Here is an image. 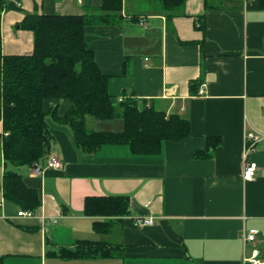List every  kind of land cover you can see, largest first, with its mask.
<instances>
[{
  "label": "crops",
  "instance_id": "crops-1",
  "mask_svg": "<svg viewBox=\"0 0 264 264\" xmlns=\"http://www.w3.org/2000/svg\"><path fill=\"white\" fill-rule=\"evenodd\" d=\"M7 2L23 10L2 14L3 53L27 54L34 49V33L19 27L26 12L83 14L95 12L102 0ZM247 3L223 0L206 9L205 0H187L183 13L169 16L158 0H124L127 20L87 27L97 63L110 74V93L180 114L189 120L190 135L166 140L158 153H135L126 144L86 153L68 125L49 117L52 153L63 167L41 175H32L30 166L19 170L28 186L40 191L35 216H20L23 208L4 198L0 166L4 264H245L255 250L264 258V9ZM133 15L140 19L130 20ZM141 19L146 27L139 25ZM68 105L62 102L61 109ZM115 119L89 127L123 130V118ZM248 131L263 135L249 154L257 163L250 180L243 171ZM3 135L0 121V146ZM209 137L220 143L207 156L197 155ZM107 194L128 195L131 212L105 218L110 228L100 233L93 227L98 217L85 213V202ZM149 216L153 224L135 225L136 217ZM252 230L257 239L245 241ZM81 239L123 247L110 257L57 254Z\"/></svg>",
  "mask_w": 264,
  "mask_h": 264
},
{
  "label": "trees",
  "instance_id": "trees-1",
  "mask_svg": "<svg viewBox=\"0 0 264 264\" xmlns=\"http://www.w3.org/2000/svg\"><path fill=\"white\" fill-rule=\"evenodd\" d=\"M169 16L183 13L187 0H158ZM223 0H205L206 9L218 7ZM124 0H102L95 12L83 14H37L26 12L19 27L34 33V49L27 54H4L0 29V166H4V198L27 210L42 203L40 191L28 186L19 171L45 161L52 153L54 137L48 118L68 125L77 145L94 153L103 145L126 144L135 153H158L166 140L180 141L190 135L189 120L180 114L159 110L145 99L134 96L117 98L109 91L110 74L96 60L87 39L92 24H118L127 20L122 14ZM249 8L264 9V0H248ZM21 6L0 0V24L6 9ZM133 15L130 20L137 21ZM128 58L125 59V68ZM62 102L69 105L61 109ZM89 117L96 120L123 118L121 131H99L89 127ZM220 143L209 137L207 148L197 152L207 156ZM128 195H92L86 198L85 213L98 217L93 227L109 231L110 218L129 215ZM109 220H106V219ZM121 244L103 240L81 239L74 248L61 247V257L116 256ZM0 264H4L0 258Z\"/></svg>",
  "mask_w": 264,
  "mask_h": 264
},
{
  "label": "built area",
  "instance_id": "built-area-1",
  "mask_svg": "<svg viewBox=\"0 0 264 264\" xmlns=\"http://www.w3.org/2000/svg\"><path fill=\"white\" fill-rule=\"evenodd\" d=\"M139 25L141 27H146L147 22L145 19H141L139 21ZM204 92V86L201 89V93ZM122 100V98H121ZM263 138V135L255 132V131H248L245 135V150H244V155H243V171H244V178L246 180H250L254 178L255 175V169L257 166L256 162H253L249 160V154L251 150L254 148V146ZM63 167V161L60 159V157L55 154L51 153L44 162L35 164L33 167H31L32 170V175H41L46 170H59ZM20 216H27V217H33L35 216V212L33 210H27V209H22L18 212ZM46 217V216H44ZM54 222H58L57 218L51 219ZM135 225L138 227L146 226V225H151L154 223V217L149 216V217H136L135 218ZM257 230H252L246 234H244V240L245 241H255L257 239ZM245 264H264V258L259 256L258 251H254V254L245 259Z\"/></svg>",
  "mask_w": 264,
  "mask_h": 264
},
{
  "label": "rangeland",
  "instance_id": "rangeland-1",
  "mask_svg": "<svg viewBox=\"0 0 264 264\" xmlns=\"http://www.w3.org/2000/svg\"><path fill=\"white\" fill-rule=\"evenodd\" d=\"M116 120V119H115ZM97 122H102V121H100V120H96V119H94L93 117H89V125L91 126V127H95L96 126V124L95 123H97ZM94 124H95V126H94ZM21 168H19V170H20Z\"/></svg>",
  "mask_w": 264,
  "mask_h": 264
}]
</instances>
